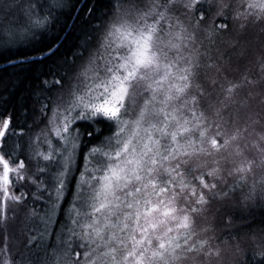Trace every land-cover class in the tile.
Listing matches in <instances>:
<instances>
[{"label": "snow or ice", "instance_id": "obj_1", "mask_svg": "<svg viewBox=\"0 0 264 264\" xmlns=\"http://www.w3.org/2000/svg\"><path fill=\"white\" fill-rule=\"evenodd\" d=\"M0 65V264H264V0H0Z\"/></svg>", "mask_w": 264, "mask_h": 264}, {"label": "trees", "instance_id": "obj_2", "mask_svg": "<svg viewBox=\"0 0 264 264\" xmlns=\"http://www.w3.org/2000/svg\"><path fill=\"white\" fill-rule=\"evenodd\" d=\"M70 40H71V38H70ZM0 67H5V66H4V65H0ZM9 71H12V70L9 69ZM0 75H3V76L5 77V83H8L9 80L11 79V78L8 76L7 73H0ZM21 94H23V86H21ZM7 95H8V93H5V96H7ZM215 209H216V211H217L218 213H223V212H224L223 202L218 203V204L215 206ZM231 211H232L233 216L237 217V227L241 226V225L244 223L243 220L239 219V216L241 215V210L238 209V208H232ZM243 215H247V212L244 211V212H243ZM261 219H262V217H261V213H260V210L258 209V210H257V213H256V223H253V225H252V227H253L254 229H255V228H259V227H264V224L259 223V221H260ZM233 230H235V229H233ZM224 231H225V230H224L223 228H220V229H218L217 234H218V235H221V234H223Z\"/></svg>", "mask_w": 264, "mask_h": 264}]
</instances>
